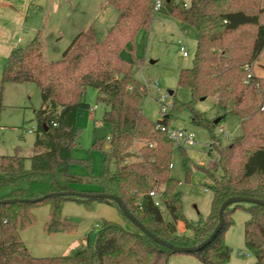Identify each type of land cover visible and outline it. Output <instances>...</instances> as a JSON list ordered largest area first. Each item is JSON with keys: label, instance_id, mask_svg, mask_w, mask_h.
<instances>
[{"label": "trees", "instance_id": "1", "mask_svg": "<svg viewBox=\"0 0 264 264\" xmlns=\"http://www.w3.org/2000/svg\"><path fill=\"white\" fill-rule=\"evenodd\" d=\"M263 0H162L158 12L191 25L197 33L192 66L179 72L177 84L189 90L187 103L174 100L170 111L156 123L165 127L174 112L187 110L190 123L204 127L210 134L209 152H215L219 176L204 170L211 181L210 213L193 223L182 214L179 181L170 175L173 144L164 132L156 131L143 115L141 104L147 87L134 77V65L121 53L133 43L141 30H148L154 15V0H108L117 19L99 41L92 29L80 32L56 61H46L43 44L36 35L25 47L14 48L3 67L1 85L34 83L40 90L41 107L35 113L39 131L25 169V158L0 155V195L2 200L35 199L50 193L78 191L84 194L114 195L127 211L150 233L177 247H192L209 237L218 222L221 204L231 197L264 201V75L255 73L264 49ZM251 67L250 76L244 83ZM87 89L96 91L97 102L106 110L102 122L111 126L108 148L97 140L92 147L102 151V171L98 176H78L69 172L74 160L71 152L78 145L75 119L88 108ZM173 95V93H172ZM214 98L216 118L206 119L195 110L200 99ZM239 119L241 134L225 146L213 129L226 117ZM219 122L215 124V120ZM88 167L86 160H79ZM112 165V169L110 168ZM95 184L93 190L75 186ZM156 191L162 208L155 206L149 192ZM88 209L95 203L116 204L108 199L51 197L29 204L19 201L0 203V264H166L172 254L129 222V226L102 221L97 227L93 248L75 255L34 257L23 243L20 232L33 223L32 208L49 204L46 231H63L60 219L65 201ZM170 216L165 221L161 210ZM237 209L248 212L244 223V243L254 264H264V207L235 203L224 210V225L212 241L187 253L202 264H224L230 251L224 241ZM185 231H177L181 221Z\"/></svg>", "mask_w": 264, "mask_h": 264}, {"label": "rangeland", "instance_id": "2", "mask_svg": "<svg viewBox=\"0 0 264 264\" xmlns=\"http://www.w3.org/2000/svg\"><path fill=\"white\" fill-rule=\"evenodd\" d=\"M261 21L264 23V17ZM196 45L197 33L191 25L173 16L154 12L149 29L141 30L134 42L129 43L122 51L121 56L125 60H139L134 65V77L147 87L141 110L153 124L163 117L158 115L161 98H164L162 103L168 107L174 100L183 103L190 101L189 90L178 86L177 79L182 69L192 66ZM181 48L187 52V57L182 56ZM255 73L264 75V55L262 60L256 63ZM9 86V89L8 85L4 87L1 98L0 155L21 156L25 158V169H29V159L36 153L34 142L39 126L35 113L41 107L40 90L34 83ZM169 91H172L173 95L170 96ZM96 97V91L86 90L84 101L88 108L79 110L75 119V128L79 130V143L71 152L74 160L69 167V172L74 175L88 176L93 173L98 176L102 171V151L93 148L92 145L100 140L102 150H106L111 136V126L101 121L106 106L97 102ZM90 107L95 109L90 112ZM194 108L208 120L216 118V107L212 97L197 101ZM169 111L170 109L167 114ZM173 114L167 128L191 135L193 144L181 142L179 145H173L170 175L179 181L177 190L182 193L183 217L190 222L198 223L207 218L211 208V191L208 188L211 181L204 170H209L216 176H219L220 171L215 169V152H209L208 130L191 124L190 114L185 109ZM240 134L239 119L235 116L226 117L213 129V135L219 139L222 146ZM79 160H86L88 167ZM110 168L112 169V165ZM74 188L93 190L96 186L80 185ZM3 190L6 192L8 189ZM47 206L49 207V204L32 208L33 223L20 232L35 233L30 239L23 240L34 257L75 255L88 247L93 248L97 227L102 221L129 226V222L115 205L95 203L88 209L83 204L67 200L63 203L60 214L64 230L50 234L46 231L49 213L47 212L45 218L38 215V212L45 210ZM161 211L164 220L170 221L168 213L163 209ZM232 218L233 223L224 234V241L230 251V258L224 264H254L255 258L244 243V223L249 214L244 209H237ZM176 228L180 233L185 231L182 220L177 222ZM166 264L202 263L195 256L184 253L171 254Z\"/></svg>", "mask_w": 264, "mask_h": 264}, {"label": "crops", "instance_id": "3", "mask_svg": "<svg viewBox=\"0 0 264 264\" xmlns=\"http://www.w3.org/2000/svg\"><path fill=\"white\" fill-rule=\"evenodd\" d=\"M262 7L264 9V0ZM263 17L264 12L260 16L261 24H264L261 21ZM116 19L117 11L108 0H0V107L4 87L8 85L9 89V85H22H1L3 67L14 48L25 47L39 35L45 60L56 61L80 32L92 29L99 40L106 36ZM263 55L264 49L257 63ZM3 189L0 190L1 196L9 190L6 188L8 190L3 192ZM44 209L38 212L41 218L49 213L48 206ZM32 234L35 233H20V237L23 241L30 239Z\"/></svg>", "mask_w": 264, "mask_h": 264}, {"label": "water", "instance_id": "4", "mask_svg": "<svg viewBox=\"0 0 264 264\" xmlns=\"http://www.w3.org/2000/svg\"><path fill=\"white\" fill-rule=\"evenodd\" d=\"M168 94L171 96L172 95V91H169ZM204 99H200V101H203ZM167 117V116H165ZM219 122V119L215 120V124H217ZM63 197V196H76L79 198H83V197H87V198H96V199H108V200H112L117 208L120 210V212L134 225L136 226L141 232H143L145 235H147L151 240H153L155 243L162 245L163 247L167 248L172 254H184V253H192L200 248H202L203 246H205L206 244L210 243L212 241V239L216 236V234L222 229L223 225H224V210L235 203H247V204H254V205H258V206H262L264 207V201L262 200H257V199H253V198H245V197H231L228 198L227 200H225L219 210H218V222L216 224V226L214 227L213 231L211 232V234L209 235V237L207 239H205L201 244L197 245V246H192V247H177V246H173L159 238H157L155 235H153L152 233H150L147 229H145L126 209L125 205L123 204V202L120 200V198L114 196V195H106V194H94V195H90V194H84L81 192H76V191H70V192H60V193H50V194H46L43 195L39 198H35V199H22V200H2L0 201V203H10V202H15V201H19V202H23V203H29V204H35V203H39L42 202L48 198L51 197Z\"/></svg>", "mask_w": 264, "mask_h": 264}, {"label": "built area", "instance_id": "5", "mask_svg": "<svg viewBox=\"0 0 264 264\" xmlns=\"http://www.w3.org/2000/svg\"><path fill=\"white\" fill-rule=\"evenodd\" d=\"M161 5H162V0H154V8H153V11L154 12H158L161 8ZM181 53H182V56L183 57H187L188 54L187 52L181 48ZM245 70L248 72V75L246 76V79L244 81V83L247 82L248 78H249V74H250V70H251V67L250 66H247L245 68ZM163 99L164 98H161L159 100V103L161 104V108L159 109L158 111V115L160 116H165L167 114V111L171 108L168 107L167 105H164L162 102H163ZM95 109L94 108H89V111L92 112L93 110ZM153 128L154 130L156 131H160V132H164L167 134L169 140L172 142L173 145H179L181 142H184L186 144H193V137L189 134H186V132L184 131H172V130H169L167 127L161 125V124H158V123H154L153 124ZM149 196L151 198H153L155 200V206L159 207V208H162L161 206V201L158 199V194L157 192L154 190V191H151L149 192Z\"/></svg>", "mask_w": 264, "mask_h": 264}]
</instances>
